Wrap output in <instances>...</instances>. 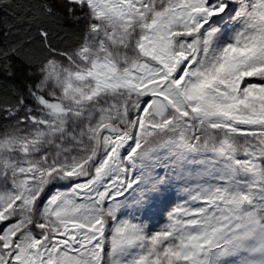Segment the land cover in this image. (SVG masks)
Instances as JSON below:
<instances>
[{
    "label": "snow or ice",
    "instance_id": "snow-or-ice-1",
    "mask_svg": "<svg viewBox=\"0 0 264 264\" xmlns=\"http://www.w3.org/2000/svg\"><path fill=\"white\" fill-rule=\"evenodd\" d=\"M3 6L0 264H264V0Z\"/></svg>",
    "mask_w": 264,
    "mask_h": 264
},
{
    "label": "trees",
    "instance_id": "trees-1",
    "mask_svg": "<svg viewBox=\"0 0 264 264\" xmlns=\"http://www.w3.org/2000/svg\"><path fill=\"white\" fill-rule=\"evenodd\" d=\"M7 2L8 3L19 2V3L23 4L26 2V0H7ZM3 21H9V22H12L15 24V28L12 30V33L7 36V39L15 40V39H18L19 37H22L26 34L25 29H26L27 25L25 23H22V22L14 19L13 10L10 7L3 6L2 8H0V22H3ZM17 30H18V32H17ZM5 38H6L5 35H3V28L0 27V40H4ZM66 39H67L68 43H72V42H74L75 37L69 36V37H66ZM0 79H2V78H0ZM3 95H4L3 90H0V96H3ZM3 123H5V121L0 119V124H3Z\"/></svg>",
    "mask_w": 264,
    "mask_h": 264
},
{
    "label": "rangeland",
    "instance_id": "rangeland-1",
    "mask_svg": "<svg viewBox=\"0 0 264 264\" xmlns=\"http://www.w3.org/2000/svg\"><path fill=\"white\" fill-rule=\"evenodd\" d=\"M149 226L151 227L152 225L150 224ZM159 226H161V225H158L157 227H159Z\"/></svg>",
    "mask_w": 264,
    "mask_h": 264
}]
</instances>
